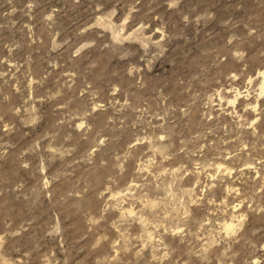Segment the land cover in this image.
<instances>
[{"label": "rangeland", "instance_id": "374dc122", "mask_svg": "<svg viewBox=\"0 0 264 264\" xmlns=\"http://www.w3.org/2000/svg\"><path fill=\"white\" fill-rule=\"evenodd\" d=\"M262 85L264 0H0V264H264Z\"/></svg>", "mask_w": 264, "mask_h": 264}, {"label": "bare ground", "instance_id": "6f19581e", "mask_svg": "<svg viewBox=\"0 0 264 264\" xmlns=\"http://www.w3.org/2000/svg\"><path fill=\"white\" fill-rule=\"evenodd\" d=\"M263 89H264V88H263V85H262V86H261V92L263 91ZM237 96H240V93H239V92H238V94L236 95V97H235L233 100L231 99V102H232V103H234V101L237 99ZM228 227H229V229L231 230V227H232V226H231V225H228Z\"/></svg>", "mask_w": 264, "mask_h": 264}]
</instances>
